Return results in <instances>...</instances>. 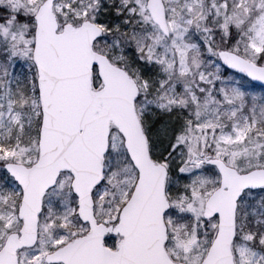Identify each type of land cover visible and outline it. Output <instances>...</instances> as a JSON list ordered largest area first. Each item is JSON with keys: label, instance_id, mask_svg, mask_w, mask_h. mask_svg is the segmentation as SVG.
I'll return each instance as SVG.
<instances>
[{"label": "snow or ice", "instance_id": "obj_1", "mask_svg": "<svg viewBox=\"0 0 264 264\" xmlns=\"http://www.w3.org/2000/svg\"><path fill=\"white\" fill-rule=\"evenodd\" d=\"M0 264H264V0H0Z\"/></svg>", "mask_w": 264, "mask_h": 264}]
</instances>
